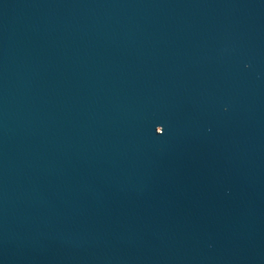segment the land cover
Instances as JSON below:
<instances>
[{
  "label": "water",
  "instance_id": "obj_1",
  "mask_svg": "<svg viewBox=\"0 0 264 264\" xmlns=\"http://www.w3.org/2000/svg\"><path fill=\"white\" fill-rule=\"evenodd\" d=\"M0 264H264V0H0Z\"/></svg>",
  "mask_w": 264,
  "mask_h": 264
},
{
  "label": "snow or ice",
  "instance_id": "obj_2",
  "mask_svg": "<svg viewBox=\"0 0 264 264\" xmlns=\"http://www.w3.org/2000/svg\"><path fill=\"white\" fill-rule=\"evenodd\" d=\"M161 128H162V127H161ZM156 129H157V127H156ZM156 129H155V131H156ZM163 131H164V129H163ZM162 133H163V132H162ZM162 133H161V134H162Z\"/></svg>",
  "mask_w": 264,
  "mask_h": 264
}]
</instances>
